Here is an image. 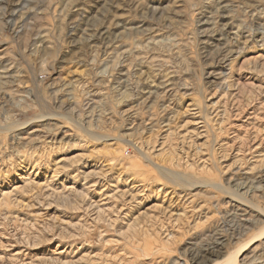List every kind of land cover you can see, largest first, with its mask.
I'll list each match as a JSON object with an SVG mask.
<instances>
[{
  "label": "rangeland",
  "instance_id": "374dc122",
  "mask_svg": "<svg viewBox=\"0 0 264 264\" xmlns=\"http://www.w3.org/2000/svg\"><path fill=\"white\" fill-rule=\"evenodd\" d=\"M4 1L0 264H264V0Z\"/></svg>",
  "mask_w": 264,
  "mask_h": 264
},
{
  "label": "bare ground",
  "instance_id": "6f19581e",
  "mask_svg": "<svg viewBox=\"0 0 264 264\" xmlns=\"http://www.w3.org/2000/svg\"><path fill=\"white\" fill-rule=\"evenodd\" d=\"M6 1V0H5ZM4 1V2H5ZM8 1V0H7ZM2 2V1H1ZM23 3V2H22ZM221 3V2H220ZM2 4V3H1ZM7 5V4H6ZM10 5V4H9ZM16 5H19L18 4V1L17 2H13V3H11V8H9L10 10H9V14L8 15H6L7 16V19L9 20V24L11 23L12 24V17H13V14H14V9H15V6ZM21 6V5H20ZM9 6H7V8H8ZM222 7H224L223 5H222ZM21 9V8H20ZM2 10H3V7H2ZM17 10V9H16ZM15 10V11H16ZM18 10H19V8H18ZM39 10V9H38ZM4 11V10H3ZM13 12V13H12ZM55 12V11H54ZM43 13V12H42ZM41 15V14H40ZM42 16V15H41ZM28 17V16H27ZM27 17H25L24 15H22L21 17H20V21L19 22H22V26H23V24H25V21H26V18ZM3 18L1 17V20H2ZM6 19V20H7ZM12 21V22H11ZM17 21V20H16ZM27 23V22H26ZM6 25V24H5ZM18 25H19V23H18ZM11 26V25H10ZM18 27H20V26H18ZM30 28V27H29ZM38 28V27H37ZM18 29V28H17ZM213 29V28H212ZM217 29V28H216ZM100 30V29H99ZM215 30V29H214ZM22 31V30H21ZM103 33V32H102ZM33 38V37H32ZM101 38V37H100ZM104 38V37H103ZM99 39V38H98ZM92 40V39H91ZM97 42V41H96ZM94 43V42H93ZM3 83V82H2ZM8 93V92H7ZM11 97V96H10ZM4 98V97H3ZM35 98V97H34ZM62 101V100H61ZM63 103V102H62ZM146 158V157H145ZM167 175H169L170 177H172V178H174L175 179V177H174V175H172V174H169L168 172L166 173ZM183 181V180H182ZM237 199V198H236ZM254 210V209H253ZM244 216V215H243ZM245 221H247V224H249L250 223V221L248 220V218H245L244 219ZM244 220H241V221H243L244 222ZM245 223V222H244ZM248 226V225H247ZM244 227V226H243ZM248 228V227H247ZM251 227H249V229H250ZM244 229V231H245V228H243ZM248 229V230H249ZM247 230V231H248ZM251 233L253 234L252 235V237L250 238V240L252 239V240H255V239H257V238H259V237H261V236H264V228L263 229H259V230H257V231H251ZM249 243V241L248 242H246V243H244V244H241V245H238V247L233 251V253L231 254L232 255V257L231 258H222V259H220V260H215L212 264H235L236 263V261H237V259H238V257L240 256V255H242L243 253H241L242 252V250H244V248L247 246V244ZM207 253H208V251H207ZM211 253V252H210ZM210 253H209V255H210ZM211 255H213V256H215V257H219L220 256V252H215L214 251V254H212L211 253ZM230 254H229V256H231ZM204 257V256H203ZM201 259V258H200ZM207 260V259H206ZM210 260V259H209ZM253 260V259H252ZM257 260V259H256ZM199 262H201V261H199ZM205 262V261H204ZM207 262H209V261H207ZM203 263V262H202ZM196 264V263H195ZM204 264V263H203ZM206 264V263H205Z\"/></svg>",
  "mask_w": 264,
  "mask_h": 264
}]
</instances>
